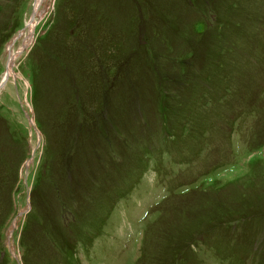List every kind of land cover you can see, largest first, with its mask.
Returning a JSON list of instances; mask_svg holds the SVG:
<instances>
[{
    "label": "rangeland",
    "instance_id": "1",
    "mask_svg": "<svg viewBox=\"0 0 264 264\" xmlns=\"http://www.w3.org/2000/svg\"><path fill=\"white\" fill-rule=\"evenodd\" d=\"M36 2L0 0V264H264V0Z\"/></svg>",
    "mask_w": 264,
    "mask_h": 264
},
{
    "label": "water",
    "instance_id": "2",
    "mask_svg": "<svg viewBox=\"0 0 264 264\" xmlns=\"http://www.w3.org/2000/svg\"><path fill=\"white\" fill-rule=\"evenodd\" d=\"M37 11H38L37 8L34 7V10H33V13H32V17H33V16H36ZM30 36H31V35H30ZM5 76L7 77V76H8V73L5 74ZM4 82H5V79L3 80V82L0 83V87L3 86Z\"/></svg>",
    "mask_w": 264,
    "mask_h": 264
},
{
    "label": "bare ground",
    "instance_id": "3",
    "mask_svg": "<svg viewBox=\"0 0 264 264\" xmlns=\"http://www.w3.org/2000/svg\"><path fill=\"white\" fill-rule=\"evenodd\" d=\"M44 0H37L36 2V7H38ZM34 17V16H33ZM34 25L31 26V29L33 28ZM33 35V34H32ZM31 38V37H30ZM9 73V72H8Z\"/></svg>",
    "mask_w": 264,
    "mask_h": 264
}]
</instances>
